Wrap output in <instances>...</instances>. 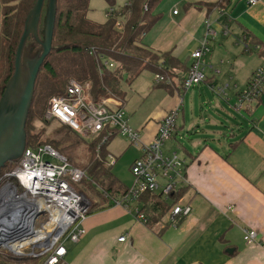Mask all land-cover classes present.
Returning <instances> with one entry per match:
<instances>
[{
	"label": "crops",
	"instance_id": "obj_1",
	"mask_svg": "<svg viewBox=\"0 0 264 264\" xmlns=\"http://www.w3.org/2000/svg\"><path fill=\"white\" fill-rule=\"evenodd\" d=\"M220 2L162 0L151 12L158 20L142 38L144 46L170 53L185 68L191 54L207 43L203 83L184 92L187 72L176 70L157 84L164 86L134 92L138 104L133 108L126 106L121 86L126 119L143 144L151 143L160 121L179 109L163 150L185 161L186 191L177 204L188 207V215L176 227L167 215L149 225L132 211L142 207L140 202L130 208L102 202L89 211L84 236L65 243L67 264H264V91L241 112L232 108L264 65V0L253 7L247 0L206 7ZM172 8L179 10L174 14ZM126 144L120 154L130 156L131 166L141 152ZM106 154L114 168L116 156ZM132 182L131 177L126 187ZM245 230L256 233L255 243L244 241Z\"/></svg>",
	"mask_w": 264,
	"mask_h": 264
},
{
	"label": "built area",
	"instance_id": "obj_2",
	"mask_svg": "<svg viewBox=\"0 0 264 264\" xmlns=\"http://www.w3.org/2000/svg\"><path fill=\"white\" fill-rule=\"evenodd\" d=\"M260 1L247 0V4L253 7ZM111 14L109 9L106 16ZM208 52V44L204 43L191 54V64L182 81L184 91L205 81L208 67L203 57ZM104 65L112 68L106 62ZM154 82L167 80L155 75ZM263 89L264 65L238 94L233 110L241 112L257 102ZM177 111L160 121L151 143L143 144L139 132L129 126L121 100L105 98L94 102L89 84L70 81L62 95L48 101L45 115L82 139L100 137V144H104L119 136L140 149L141 156L130 166L132 186L127 194L113 201L114 205L130 208L144 194H160L168 199L185 185V161L175 152H163L164 144L172 137ZM107 159L109 165L114 164L111 157ZM84 177L82 170L71 166L50 146L24 149L14 167L0 177V251L18 258L43 259L42 264H67L65 243H76L84 236L83 223L90 210L89 200L72 188ZM132 211L137 220L147 223L139 206H133ZM188 213V207L172 206L167 213L170 226L176 227ZM44 214L46 218L40 220ZM243 233L247 244L256 242L254 231ZM124 240L123 236L118 239Z\"/></svg>",
	"mask_w": 264,
	"mask_h": 264
},
{
	"label": "trees",
	"instance_id": "obj_3",
	"mask_svg": "<svg viewBox=\"0 0 264 264\" xmlns=\"http://www.w3.org/2000/svg\"><path fill=\"white\" fill-rule=\"evenodd\" d=\"M104 1L112 14L104 23L99 24L87 19L89 0H56L51 51L43 60L35 80L24 127V149L47 145L58 152L59 148L72 146L83 140L59 124L53 137L44 141L40 139L41 132L34 131L35 123L47 122L44 115L49 99L62 95L71 79L80 84H89L90 97L94 102L105 98L122 101V82L131 84L143 71L165 79H171L176 70L188 72V68L183 67L170 53H156L142 44L143 36L158 20L151 12L162 0H128L118 9L113 8L115 0ZM35 2L36 0H0V99L14 73L16 49L23 34L26 17ZM45 2L46 0L38 25L40 38ZM226 3L227 0H221L220 3L205 5L208 8H218ZM25 50L28 55H34L40 47L33 39L28 38ZM103 62L112 65V68ZM161 86L164 85H154ZM60 138L69 139L70 142L61 147ZM108 142L100 144L101 138L98 137L85 144L88 147V158L85 167L81 169L85 177L72 184L73 190L82 193L89 200V211H94L102 202L113 203L116 198L127 194L129 189L114 176L112 165L106 161L105 146ZM16 161L6 163L0 177L12 169ZM11 181L16 184L14 180ZM185 191V187H182L168 199L160 194H144L139 202L142 204L141 212L147 219L146 224L163 219ZM42 262L43 259L18 258L0 251V264Z\"/></svg>",
	"mask_w": 264,
	"mask_h": 264
},
{
	"label": "water",
	"instance_id": "obj_4",
	"mask_svg": "<svg viewBox=\"0 0 264 264\" xmlns=\"http://www.w3.org/2000/svg\"><path fill=\"white\" fill-rule=\"evenodd\" d=\"M44 0H36L28 13L23 34L18 43L14 73L0 99V172L6 163L18 160L24 150L25 122L38 71L51 51L56 16V0H46L42 31L38 25ZM28 38L40 47L34 55H28L25 44Z\"/></svg>",
	"mask_w": 264,
	"mask_h": 264
},
{
	"label": "rangeland",
	"instance_id": "obj_5",
	"mask_svg": "<svg viewBox=\"0 0 264 264\" xmlns=\"http://www.w3.org/2000/svg\"><path fill=\"white\" fill-rule=\"evenodd\" d=\"M124 2H125L124 0H115L113 8L118 9L122 7L124 5ZM88 8L89 10L87 12V19L95 23H99V24H102L105 22V19L107 18L106 16L107 11L110 8L108 7L107 3L104 0H89ZM172 10L177 12L179 9L172 8ZM70 81H75V80L73 79L69 80L67 85L69 84ZM153 84H155L154 76L147 71H143L131 84H128L127 82L123 81L121 86H122L124 93H126V97H127L126 101L129 102V104L127 103L126 106L129 105L130 108L135 107L138 104V99L135 98L136 95H134V92H139L138 94H144L145 92H147L148 90L152 88ZM130 96L134 97L132 98L131 101H129ZM209 97L212 98L211 96ZM184 101H185V104L188 105V98H185ZM44 120H46L47 122L35 123L34 125V131L36 133L41 132L40 139L42 141H44L45 139L49 137H53L54 133L59 128L58 124L53 121L51 122V120L46 118V115H44ZM59 140H62V142H60L61 147L62 145H65V143L70 142L69 139H66V138H62V139L60 138ZM91 140L93 139L87 138V139L79 140L80 143L73 144L72 146H68L64 148H59L58 153L60 154V156L64 157L66 160L69 159V164L81 170L82 168L85 167L86 161L88 158V154H87L88 147L85 144H89ZM126 142L127 141L125 139L119 136H116L112 140H110V142H108V144L105 146V149H106V152L108 151V153L112 154L113 156H116L117 158L116 166L112 168L113 174L120 180L121 183L127 186L129 181H131V174L129 170L130 156L128 154L127 155L126 154L124 155L122 153L120 154L122 150V146L127 145ZM163 152L165 151L163 150ZM177 153H178V150H177ZM164 154L170 155L169 152H165ZM55 161L56 160H52L53 163ZM106 161L108 162L107 159ZM45 218H46V214L42 215L40 217V220H44Z\"/></svg>",
	"mask_w": 264,
	"mask_h": 264
}]
</instances>
